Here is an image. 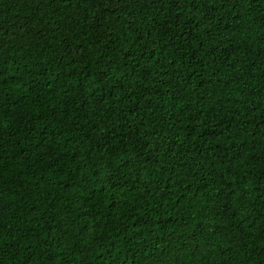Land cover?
<instances>
[{"label":"trees","instance_id":"1","mask_svg":"<svg viewBox=\"0 0 264 264\" xmlns=\"http://www.w3.org/2000/svg\"><path fill=\"white\" fill-rule=\"evenodd\" d=\"M0 264H264V0H0Z\"/></svg>","mask_w":264,"mask_h":264}]
</instances>
